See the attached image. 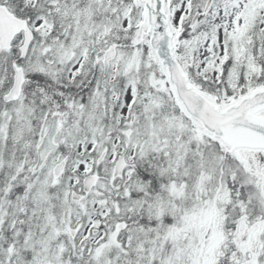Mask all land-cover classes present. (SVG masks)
<instances>
[{
  "label": "snow or ice",
  "instance_id": "obj_1",
  "mask_svg": "<svg viewBox=\"0 0 264 264\" xmlns=\"http://www.w3.org/2000/svg\"><path fill=\"white\" fill-rule=\"evenodd\" d=\"M0 264H264V0H0Z\"/></svg>",
  "mask_w": 264,
  "mask_h": 264
}]
</instances>
